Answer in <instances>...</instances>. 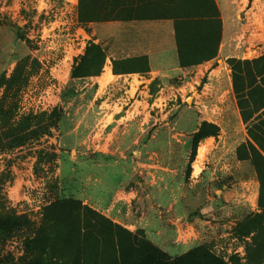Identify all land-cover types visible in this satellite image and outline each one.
<instances>
[{
    "label": "rangeland",
    "instance_id": "rangeland-1",
    "mask_svg": "<svg viewBox=\"0 0 264 264\" xmlns=\"http://www.w3.org/2000/svg\"><path fill=\"white\" fill-rule=\"evenodd\" d=\"M69 4L65 0H0V218L6 214L22 217L17 225L0 221V264H35L38 254L56 260L92 259L95 253L98 258L112 257L111 251L115 250L117 257L119 252L112 244L121 240L126 245L135 235H142L172 258H181V262L185 253L203 244L226 264H264V166L259 162L256 172L245 145L240 155L247 158L242 167L247 183H238L244 194L239 202L228 204L216 221L197 222L200 234L187 249L167 252L143 229L115 222L84 200L92 196L95 179L108 184L114 178L109 176L123 168L128 178L135 174L127 188L136 189L141 196L140 202L133 204L136 215L139 205L138 211L149 209L144 204V197L152 192V177L147 172L156 168L147 164L163 160L169 163L165 168H174L186 158L188 163L184 166L182 162L181 166L183 174L188 175L191 138L187 149L168 150L156 148L163 147L165 139L151 136L160 121L173 124L179 110L176 105L193 104L195 92L189 90V85L179 89L177 78L165 85L153 79L139 90L138 72L124 71L143 70L145 66L137 62L114 67L107 57V39H93L88 23L78 22ZM102 6L104 3L97 8ZM88 9L91 12V7ZM17 33L29 41L18 40ZM93 44H99L106 54L101 72L72 77L75 62H79V74L96 69L95 61H80ZM262 55L264 48L240 60L251 61ZM17 56L22 58L14 59ZM107 70L112 76L103 75ZM237 72L238 84L253 76L251 65L243 68L239 64ZM130 73L135 74L123 75ZM127 77L132 78L130 89ZM259 97L257 89L253 92L257 105ZM246 99L249 104L245 105L252 104L251 98ZM131 101L134 107H129ZM129 109H142L147 115L148 131L136 144L132 135L121 132L123 119L116 121L124 114L130 115ZM257 114L244 122L248 142V129ZM115 124L122 128L113 129ZM43 125L40 131L29 133ZM21 134H28L22 145L10 147L9 140ZM150 139H155V146L144 145ZM66 200L80 201L98 215L82 210L76 215L77 211L63 207L61 202ZM56 202L59 206H54ZM198 217L207 220L203 215ZM83 232L86 237L81 235ZM190 234L184 232L182 237ZM68 244L72 248L66 251Z\"/></svg>",
    "mask_w": 264,
    "mask_h": 264
},
{
    "label": "crops",
    "instance_id": "crops-1",
    "mask_svg": "<svg viewBox=\"0 0 264 264\" xmlns=\"http://www.w3.org/2000/svg\"><path fill=\"white\" fill-rule=\"evenodd\" d=\"M68 1L77 18L78 0H65L67 4ZM144 1L147 4L148 0ZM213 2L221 22L216 53L186 67L179 63L174 18L91 19L87 22L93 39L99 42L103 37L107 39L110 62L112 59L146 56L149 70L138 72L139 90L144 82L153 79H160L165 85L170 79L177 78L181 83L177 86L179 89H186L189 85V90L195 92L193 104L176 105L179 110L173 124L160 121L153 130L152 138L159 136L166 140L163 147L153 143L155 139L144 145L153 144L156 148L168 150L187 149L192 134L202 121L219 128L217 136H207L198 142L194 160L189 162L188 175L183 174L181 166L182 162L184 166L188 163L186 158L174 168H168L169 163L163 160L147 164L156 168L147 172L152 177L149 180L152 192L144 197L148 210L138 211L139 205L135 215L133 204L139 203L141 196L136 189L127 188L135 174L131 173L128 178V172L123 168L109 176L114 178L108 184L101 178L95 179L92 196L84 198L115 222L143 229L153 243L167 252L187 249L197 242L200 234L197 222L216 221V216L223 214L228 204L240 201L244 190L238 183H247L242 174L246 160L237 157V148L246 141L247 133L233 92L228 60L244 59L264 48V0ZM137 4L141 3L132 5ZM132 74L135 73L123 75ZM127 81L130 89L132 78L127 77ZM179 95L183 98L181 93ZM130 105L134 107L133 101ZM146 118V111L138 109V112L131 111L130 115L124 114L116 121L123 119L121 132L132 135L133 144H136V140L148 131ZM164 125H168L167 130L163 129ZM119 127L122 128L115 124L113 129ZM200 148L203 156L199 158ZM199 214L207 220L199 218ZM131 219L132 223H129ZM187 231L191 234L182 237Z\"/></svg>",
    "mask_w": 264,
    "mask_h": 264
},
{
    "label": "trees",
    "instance_id": "trees-1",
    "mask_svg": "<svg viewBox=\"0 0 264 264\" xmlns=\"http://www.w3.org/2000/svg\"><path fill=\"white\" fill-rule=\"evenodd\" d=\"M147 1V0H146ZM155 1V2H153ZM135 2L141 3L140 5L133 6ZM98 9V6H101ZM144 0H78V13L77 18L80 23H87L91 19H147V18H174V30L175 40L178 47L179 63L182 67L197 64L203 60L211 58L216 53L217 43L219 40L221 22L218 18V9L213 0H148L147 4ZM91 7V12L88 9ZM151 13L149 15L147 11ZM18 40H24L26 43L29 41L21 34L16 35ZM98 57V59H97ZM22 58L17 56L14 59ZM106 54L99 44H93L91 48L80 57V61L88 63L96 62V69L91 73L79 74L80 69L79 62H75L71 68L72 77H85L87 75H98L101 72L103 63L105 61ZM112 64L115 67L118 63H123L126 66H133L140 62L145 66L142 70L128 69L124 72H141L145 73L148 69V61L146 56H137L130 58L112 59ZM231 68V80L233 86V92L237 100V105L240 110L241 118L243 122H248L252 118L253 114L258 113L252 121L249 127V133L251 140H246L237 148V157L241 160L247 159L240 155V149L245 146L248 147L252 164L257 173H259V162L264 166V55L258 59L240 60L231 58L228 60ZM86 64V65H87ZM242 65L243 68L251 65L253 76L250 79H246L244 84L237 83V66ZM123 72V73H124ZM114 73L117 71L114 68ZM259 89L261 97L258 99V105L253 100V92ZM251 98L250 105H245L248 102L246 98ZM244 108H247L246 111ZM45 126H38L30 130L29 133H36ZM208 127H211L212 131H207ZM219 128L213 123L202 121L197 131L191 136V155L190 161L192 162L195 157L196 147L199 141L207 136H217ZM28 134L16 135L9 140L10 147H16L22 145L23 139ZM251 141V142H250ZM256 143L257 147L253 144ZM64 208L76 212L79 215V211H88L93 215H98L96 211L90 209L86 205H82L80 201L66 200L61 202ZM54 206H59V202H56ZM20 216L6 214L0 221L8 225H17L21 223ZM87 233L83 232L81 235L86 237ZM135 235V234H134ZM139 236V237H138ZM135 235L131 240H128L126 245L121 240L116 241L113 247H116L119 252L116 257L115 250H112L111 255L98 258V254L95 253L92 259L78 258H42L39 254L35 259V264H226L223 260L214 256L209 249L200 244L182 256L181 258H172L166 252L155 247L149 240H145L142 235ZM86 240V239H84ZM72 248V245H66L65 250L68 251ZM52 253L54 249L50 250ZM110 253V254H111ZM106 258V259H104Z\"/></svg>",
    "mask_w": 264,
    "mask_h": 264
},
{
    "label": "bare ground",
    "instance_id": "bare-ground-1",
    "mask_svg": "<svg viewBox=\"0 0 264 264\" xmlns=\"http://www.w3.org/2000/svg\"><path fill=\"white\" fill-rule=\"evenodd\" d=\"M104 76H110V73H109V71L107 70V72L106 73H104L103 74ZM189 99V98H188ZM199 153H197L198 154V156H199V158L202 156V149L200 148V150L198 151Z\"/></svg>",
    "mask_w": 264,
    "mask_h": 264
}]
</instances>
